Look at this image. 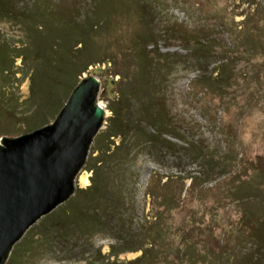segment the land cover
Instances as JSON below:
<instances>
[{
    "label": "rangeland",
    "instance_id": "obj_1",
    "mask_svg": "<svg viewBox=\"0 0 264 264\" xmlns=\"http://www.w3.org/2000/svg\"><path fill=\"white\" fill-rule=\"evenodd\" d=\"M114 1L116 6L110 0H0V139L51 124L74 84L89 76L99 81L96 103L104 109L75 176L73 195L35 222L4 264H107L102 257L117 241L116 229L124 223L134 234L136 225L144 222L147 228L156 212L158 221L168 222L172 231L167 248L181 250L178 233L190 230L191 252L205 255L202 262L196 254L193 260L174 252L166 258L158 254L164 259L160 264H218L234 256L246 264L249 241L237 220L243 209L262 215L264 201L243 206L230 198L227 188L232 175L243 177L240 168L230 171V146L237 151L236 159H243L242 167L245 160L264 157V0ZM106 11L112 14L110 27L98 26L87 54H79V46L64 39L68 21L60 27L57 18L69 17L81 30L84 22H103ZM209 38L214 44L201 51L197 42ZM225 56L232 78L221 91H211L198 76ZM77 58L105 64L88 66L74 80L76 68L65 63ZM144 108L160 115L165 127L155 130L176 144L172 150L147 143L142 133L151 128L140 122L141 133L132 129L109 138L118 111L123 121H141ZM191 142L205 148L203 161L185 157L182 146ZM177 155L183 162L175 161ZM208 161L217 164L210 174L214 180L200 184L205 180L201 175L189 187V179H174L205 173ZM184 164L185 170L179 171ZM92 180L100 189L95 184L99 192L90 203L86 199L94 194L88 188ZM169 199L173 204L164 205ZM115 210L120 216H114ZM78 212L88 217L70 220V231L66 227L61 234L53 228L66 213L72 219ZM191 219L203 220L195 226ZM140 253L126 251L108 261H132Z\"/></svg>",
    "mask_w": 264,
    "mask_h": 264
},
{
    "label": "trees",
    "instance_id": "obj_2",
    "mask_svg": "<svg viewBox=\"0 0 264 264\" xmlns=\"http://www.w3.org/2000/svg\"><path fill=\"white\" fill-rule=\"evenodd\" d=\"M110 1H112L110 4H112L114 2L115 6H116V2L114 0H110ZM115 6H114V4L112 6H110V10H111L112 14L114 13L113 8ZM112 14H110V12L106 11L105 12L106 18L103 22H95V21L84 22L83 23L84 26L81 27V30H79L77 28V24H76V26H75V23L73 25V21L69 17H65L64 20L57 18V23L61 25L60 27H63V26H65L66 21H68L67 22L68 25L66 26L68 28V31H67L66 35H65V33H61V36L65 35L64 39L68 38V37L71 38L72 42L74 44V48L79 46V50H78L79 54L86 55L87 54V48L86 47H87V45H89L90 42L93 41V37L96 35L95 34L96 28L98 26H100V27L103 26V28L108 29L110 27V23L112 20V17H111ZM65 40H67V39H65ZM185 41L188 42L189 40L185 39ZM199 41L197 43H198V46L201 48V51L207 52V47L211 48L212 45L214 44L215 39L209 38V39H203V40H199ZM225 47H227V46H225ZM228 49H229L228 47H227V49L224 48L223 52H225V53L228 52L227 51ZM137 51L140 55L143 54V56H145V53L142 50H137ZM66 52L70 53L69 49H67ZM78 59L79 58H77L75 61L71 60L69 62L67 60V62L65 63V66H67L69 64V66L76 68V72L71 77L72 79H74L77 74L79 75L83 71H85L87 69V67L90 65H94L97 62H99V63L101 62L102 64H105V62L103 60L101 61V59H98L96 61L93 60L92 58H88V59L84 58L85 60L80 59V61ZM232 71H233V69L230 66V59H229V57L225 56L219 62L218 66L213 68L209 73H207V71H205L206 73H203L202 76H198L197 80L201 81L205 85V87L207 89H210L211 91H221L224 88V86H228L230 79L232 78V74H231ZM213 73H215V76H212ZM75 85L76 84H74V87H75ZM71 91H70V93H71ZM143 110H144V112H143ZM143 110H142V115H141L143 118L141 121H123L121 119L122 113H119V111H118L115 115L116 118L111 119L110 126H109L110 129H109V134H108L109 138L110 137H117L118 135L122 134L123 132H125V131L128 132L132 129L135 132L136 131L140 132V130L137 128L138 123L140 122V123L149 124V128H151L150 131H148L146 133H142V136L147 141V143L151 144L154 147H161V148H167V149L174 148L176 146V144H174L170 141H167V140H163L162 139L163 133L160 131L157 132L155 130V129H159V127H165V124L161 123V121L159 122V116L160 115H157V113H155V112L149 113L146 108H144ZM162 119H164V118L162 117ZM168 128H170V131H169V134H170L172 132L171 125H169ZM221 142H224L226 144V139H223V141L221 140ZM230 148H229L230 153H231V158H230L231 159V166H230L231 169H230V171H232L236 168H240V172L243 175V177H241V176L235 177L236 175H238L237 173H235L234 175H232L229 178L230 186L227 188V191H228L230 198L232 200L236 201L237 203L243 205V206H244L245 202L248 203L250 201L252 203H257V204L262 203L264 201V157L255 156L254 157L255 160L254 159L250 160V161L245 160L243 163H245L246 166L242 167L241 163H242L243 159L241 161L236 159V156H237L236 149H234V146L233 147L230 146ZM203 149H205V148L195 145L194 142L189 143L188 145H186L185 148H183V146H182V150L184 152L187 151L185 157H187L188 159H191L192 162L201 161L204 158V155L202 154ZM177 159L179 160V162L182 160L181 156L176 157L175 161H177ZM181 162H183V161H181ZM185 165L186 164H184L183 166H181L180 168H177V169H179V171H183L186 168ZM202 165H204V164L202 163L200 166H202ZM216 165L217 164H213V163H211V161H208V164L203 166V168L205 169V173H199L198 175H187L186 177H183V178L179 177V176H175L174 179L181 178L180 182H182V183L185 179H189V182H190L189 187H190V186H193L194 184H196V182H197L196 180H198L199 177L201 175H203L201 177H203L205 180H203L202 183H200V184H204V183H207L208 181L214 180V179H211L210 174H212L214 166H216ZM223 174H220V175H223ZM170 180H171V178L169 177L167 180V183L168 182L170 183ZM92 182L93 183L91 185H89L88 188H89V191L91 193L93 192L94 194H92L93 196L86 199L90 203H93L95 201V196L99 192L96 190L95 184L97 185L98 190L100 189L99 188L100 184H97V182L96 181L94 182V180H92ZM149 190H150V188H149ZM151 192L152 191H150V193ZM88 193L89 192H87V194ZM68 200H66V202ZM163 202L166 203V204L163 203L164 205H168V202H169V204H171V203L173 204L171 199H169L167 201L164 200ZM93 212L91 213L93 220L97 221L98 215H97V213H95L96 210H94ZM70 213H66V215H64L65 216L64 221H57L53 225V228L60 231L61 234H63V232L66 231V227H67L68 231H70L69 230L70 229V226H69L70 220L71 221L75 220L77 218V216L79 218H85V219L88 217V216L86 217L84 215H82L80 217L81 214H80V212H78V214L75 215L76 217H73L71 219V218H69ZM114 214H115L114 216H120L119 212L116 210L114 211ZM158 214H159L158 212L155 213V215L153 216V218H155V219L148 224L147 228L145 227L146 224L144 222L137 224L136 225L137 227L134 230V232H135L134 234H132L133 233L132 231L131 232L127 231L125 229L126 225L123 223L122 228H119V230L116 229V231H118V234H119V235L118 234L115 235L117 241L115 242V244L109 246V252L106 255H103L102 259L107 260V264H160V263H162V260H164L163 258H166L168 255H171V253L174 252L175 254L178 253V255L181 254L180 256L183 255V257H188V259H192V257L195 256V254H196V258L200 257V259L203 262L205 255H202L200 253L191 252L192 247H191V244H188V236H187L188 232L190 230L185 232V233H183L184 231H179V233H178V236H179L178 246L183 245L181 250H179V249L172 250L170 247L167 248L166 244L169 241L168 235H170L169 232H172V231L169 227L168 222H166V221L159 222L158 221V219H159ZM239 214L240 215H239L238 220H237L238 221L237 224L239 225L238 228L242 227V229H240L241 230L240 232H242L241 234L244 236L243 238L248 237V241H249V242H247L248 253L246 255H247L248 262L246 264H264V216L261 217L264 213L262 215H257V211H253L252 209H243L242 211H240ZM202 220L203 219H191L190 224L194 223L195 226H198V222L202 221ZM209 222L212 223V218L209 220ZM210 223H208L207 225L212 228V224H210ZM211 228H207V231L211 232L212 231ZM245 229L247 230L246 234H244L242 231ZM130 230H131V228H130ZM232 232L233 231L231 229L228 234H231ZM238 234H240V233H238ZM173 246L174 245H172V247ZM126 251H129V252L140 251L141 253L138 257H136L132 261H128V262H119L117 260H113L111 262L108 261V258H110L112 256L117 257L119 254L124 253ZM158 254H161L163 256V258L162 259H161V257L158 258ZM176 258H177V256H176ZM188 259H187V261H189ZM239 260L240 259H238L236 256H234L233 258L229 259L228 261H219L218 264H240Z\"/></svg>",
    "mask_w": 264,
    "mask_h": 264
},
{
    "label": "water",
    "instance_id": "obj_3",
    "mask_svg": "<svg viewBox=\"0 0 264 264\" xmlns=\"http://www.w3.org/2000/svg\"><path fill=\"white\" fill-rule=\"evenodd\" d=\"M99 81L83 78L51 124L0 139V264L41 217L68 200L103 122Z\"/></svg>",
    "mask_w": 264,
    "mask_h": 264
},
{
    "label": "bare ground",
    "instance_id": "obj_4",
    "mask_svg": "<svg viewBox=\"0 0 264 264\" xmlns=\"http://www.w3.org/2000/svg\"><path fill=\"white\" fill-rule=\"evenodd\" d=\"M80 181L83 182V183L85 184V183H86V181H85V177H81Z\"/></svg>",
    "mask_w": 264,
    "mask_h": 264
}]
</instances>
